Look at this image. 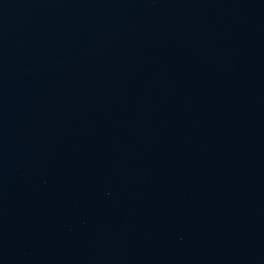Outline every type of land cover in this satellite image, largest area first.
I'll list each match as a JSON object with an SVG mask.
<instances>
[{"label":"water","instance_id":"obj_1","mask_svg":"<svg viewBox=\"0 0 264 264\" xmlns=\"http://www.w3.org/2000/svg\"><path fill=\"white\" fill-rule=\"evenodd\" d=\"M0 264H264V0H0Z\"/></svg>","mask_w":264,"mask_h":264}]
</instances>
